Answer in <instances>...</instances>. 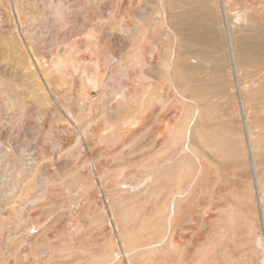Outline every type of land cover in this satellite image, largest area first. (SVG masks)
I'll return each instance as SVG.
<instances>
[{"label": "rangeland", "instance_id": "1", "mask_svg": "<svg viewBox=\"0 0 264 264\" xmlns=\"http://www.w3.org/2000/svg\"><path fill=\"white\" fill-rule=\"evenodd\" d=\"M0 264H264V0H0Z\"/></svg>", "mask_w": 264, "mask_h": 264}]
</instances>
